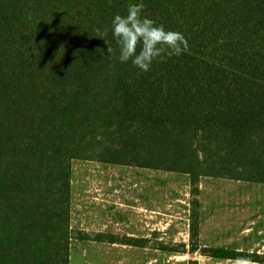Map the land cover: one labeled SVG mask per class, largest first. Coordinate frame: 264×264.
I'll return each instance as SVG.
<instances>
[{"label": "trees", "instance_id": "obj_1", "mask_svg": "<svg viewBox=\"0 0 264 264\" xmlns=\"http://www.w3.org/2000/svg\"><path fill=\"white\" fill-rule=\"evenodd\" d=\"M134 3L188 50L121 63L112 20ZM75 160L188 174L189 252L264 264L200 238L203 178L264 184V0H0V264H71L73 239L148 245L72 227Z\"/></svg>", "mask_w": 264, "mask_h": 264}, {"label": "crops", "instance_id": "obj_2", "mask_svg": "<svg viewBox=\"0 0 264 264\" xmlns=\"http://www.w3.org/2000/svg\"><path fill=\"white\" fill-rule=\"evenodd\" d=\"M190 197L188 174L100 161L73 162L72 227L91 234L145 240L186 237ZM140 248L146 249L147 243Z\"/></svg>", "mask_w": 264, "mask_h": 264}, {"label": "rangeland", "instance_id": "obj_3", "mask_svg": "<svg viewBox=\"0 0 264 264\" xmlns=\"http://www.w3.org/2000/svg\"><path fill=\"white\" fill-rule=\"evenodd\" d=\"M200 187L202 244L264 255V184L205 177ZM186 201L188 203V199ZM190 235L153 238L146 249L123 244L120 240L119 244L110 240L73 239L71 264H190L192 259L198 264H261L192 254L189 252ZM161 242H182L183 252L162 250L159 248Z\"/></svg>", "mask_w": 264, "mask_h": 264}, {"label": "clouds", "instance_id": "obj_4", "mask_svg": "<svg viewBox=\"0 0 264 264\" xmlns=\"http://www.w3.org/2000/svg\"><path fill=\"white\" fill-rule=\"evenodd\" d=\"M144 9L143 3L130 4L127 15L117 14L113 20V36L119 45V61L131 63L142 72L150 70L154 60L161 62L172 56H179L188 50V41L178 31L165 30L157 26L152 19L141 16ZM103 38L108 34L97 30ZM109 56L113 53L111 47L107 48Z\"/></svg>", "mask_w": 264, "mask_h": 264}]
</instances>
